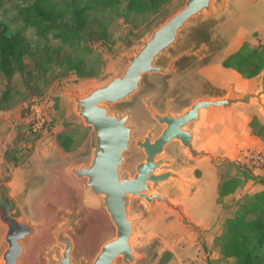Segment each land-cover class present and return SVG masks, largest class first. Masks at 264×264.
Wrapping results in <instances>:
<instances>
[{"label":"rangeland","instance_id":"1","mask_svg":"<svg viewBox=\"0 0 264 264\" xmlns=\"http://www.w3.org/2000/svg\"><path fill=\"white\" fill-rule=\"evenodd\" d=\"M184 2L165 0L156 11L126 15L125 1H121L113 8L90 13V18L99 20L97 24L91 21L92 29L85 31L81 47L91 50L77 48L75 51L54 40L35 39L32 29L25 31L27 40L49 47L52 55L45 72L34 69L30 55L23 57L22 73L16 72L8 80L0 72V161L12 172L8 185L21 209V218L31 221L37 230L35 235L24 240L26 254L20 264H39L37 258L49 240L48 231L58 221L54 208L65 206L66 191L70 192L72 199L79 198L78 206L85 210L83 202L85 199L89 201L80 179L59 175L56 160L50 157L44 163L46 159L42 156L44 151L54 152L62 138L69 136L71 160L81 164L88 162L91 130L75 111L71 95L82 96L120 74L128 57L141 47L150 32L180 9ZM0 3V21L19 24V20H14L16 8L28 2L0 0ZM261 12L257 0H225L222 6L212 3L210 12H202L188 21L179 33L176 47L169 48L157 59L159 64H165L182 50L191 52L176 61L174 71L167 75L171 90L190 102L199 97L224 94L230 84L236 91L250 89L246 78L231 81L229 74L232 72L226 69L228 72L218 74L215 68L219 58L235 48L236 38L245 33L244 30H252ZM246 43L250 49L264 45L260 40ZM74 51L88 64V76H78L74 70L60 67V59L74 55ZM218 67L223 69L221 64ZM165 77L152 73L159 89ZM259 77L260 74L257 79ZM6 90L8 95L5 97ZM129 100L108 107L111 111L126 110ZM221 111V116L226 113L229 119L241 114L237 126L239 136L228 151L219 156L222 163L201 159L198 163L204 167V177L196 178L193 169L197 163L184 155L181 176L192 182L187 190L193 194L189 196L178 184L169 189L172 184L162 188V192L169 194L170 201L180 205L184 216L188 214L197 226L184 225L181 217L163 203L148 205L139 197H130L129 217L133 219L130 244L136 259L129 264H234V258L223 256L217 238L244 195L264 190V170L249 166L245 159V153L251 149L264 152V115L255 103L251 106L236 104L231 110ZM206 113L201 125L208 118ZM69 157L64 160L68 162ZM247 174L250 176L245 178ZM234 175L244 181L232 192L220 194L222 179ZM96 210L94 216L99 226L90 229L80 239L78 255L89 257L100 243L114 237L115 229L104 210ZM4 232L5 226L0 224V247L3 248L6 246ZM115 264H122L120 258Z\"/></svg>","mask_w":264,"mask_h":264},{"label":"water","instance_id":"2","mask_svg":"<svg viewBox=\"0 0 264 264\" xmlns=\"http://www.w3.org/2000/svg\"><path fill=\"white\" fill-rule=\"evenodd\" d=\"M212 3L222 6L224 0H185L184 5L156 26L141 47L128 57V63L120 74L82 96L71 95L75 101V111L91 130L89 159L84 164L73 162L71 158L68 162L58 158H54V161L59 175L73 176L82 181L89 201L85 199L83 202L85 210L78 206L79 198L72 199L70 192L66 191L65 206L55 205L54 214L58 221L48 231L51 241L48 240L43 246L37 258L39 264H88L87 260L90 261L89 264H115L118 258L122 264L135 261L130 244L133 231V219L129 217L130 197H139L148 205L163 202L179 213L183 224L188 223L182 207L171 203L162 194L164 186L177 181L184 183V180L172 169L154 173L160 166L171 161L166 155L159 159L155 157L162 154L165 146L172 141L181 143L193 157L208 155L205 151H196L191 144L190 128L203 109H227L234 104H248L254 100L264 111L261 98L264 93V73L260 81L261 89L257 92H229L222 97L199 98L174 115H160L147 99V108H152V115L164 127L152 140L150 131L142 138L137 137L136 144L143 149L145 158L137 164L133 175L125 168L136 134L129 124V113L116 114L108 106L132 100L138 94L145 75L160 73L167 76L172 72L176 61L184 55H190L191 52L186 49L171 56L165 64H159L157 60L169 48L176 47L179 33L188 21L202 12L211 11ZM48 159L50 158L44 163ZM215 159L222 163L220 158ZM0 173V224L5 226L3 239L6 245L0 255V264H20L21 258L26 254L23 242L36 234V225L21 218V209L10 194L8 185L13 175L2 161ZM97 208L104 210L113 225L114 237L100 243L91 256L78 255L80 239L90 229L99 226V221L94 216Z\"/></svg>","mask_w":264,"mask_h":264},{"label":"trees","instance_id":"3","mask_svg":"<svg viewBox=\"0 0 264 264\" xmlns=\"http://www.w3.org/2000/svg\"><path fill=\"white\" fill-rule=\"evenodd\" d=\"M28 2L16 8L14 20L0 21V72L10 79L24 70L25 55H30L36 71L45 72L51 64L52 51L39 42L31 43L25 31L32 29L35 39L52 40L66 44L77 51L91 50L82 46L85 31H91L90 13H97L125 1V14H145L156 11L165 0H20ZM1 5V3H0ZM1 7V6H0ZM104 32V31H103ZM104 36V35H103ZM66 55L60 59V67L72 69L78 76H88V64L79 54ZM224 67L233 68L243 77L251 78L264 70V45L250 49L243 43L235 52L222 60ZM91 67V66H90ZM93 68V67H92ZM95 68V67H94ZM95 70V69H93ZM8 90L5 91V97ZM262 128V127H261ZM71 137L65 136L60 146L70 150ZM250 175H245L248 178ZM242 181L238 175L222 179L219 193L232 192ZM223 256L234 258V264H264V190L244 195L234 215L228 218L218 236Z\"/></svg>","mask_w":264,"mask_h":264},{"label":"flooded vegetation","instance_id":"4","mask_svg":"<svg viewBox=\"0 0 264 264\" xmlns=\"http://www.w3.org/2000/svg\"><path fill=\"white\" fill-rule=\"evenodd\" d=\"M173 71H174V68L172 72ZM167 79H168V76H166L165 80L162 81L163 83L160 85L161 88L159 89L158 83L152 79V75L150 74L145 75L142 79L140 90L138 94L128 104L129 107L128 109H126L127 111L124 109L120 110L122 112L112 111L116 114H122V113L128 112L129 113V124L132 126V130L134 131V134H136V137L134 138L131 144V151L125 162L126 170L132 175L136 172L137 164L143 161L145 158V153L143 149L138 147V145L136 144L137 137L142 138L143 136L147 134V132L150 131L152 134V138H151L152 140L159 135V133L162 131L164 127V125L160 123L152 115V111H151L152 108H147L146 100L147 99L149 100L150 106L153 107L154 110L160 115H165L166 113H170L171 115H174V114L179 113L183 107L191 104L196 99L205 98V97H199L190 102H187L186 100H184V97L182 95L171 90L169 82L167 83ZM199 119H200V115H199V118L193 123V125H195ZM192 127L190 128V131L192 133V138H191L192 147L198 152L205 151L208 153V155H201L200 157H193L189 153L188 149L184 147L181 143H179L178 141H172L171 143L165 146L162 154L155 157V159H159L163 155H166L170 158L171 160L170 163L164 164L160 166V168L154 171V173H157L159 171H163L166 169H172L173 171H175L179 175V177L184 180V183L177 181L173 183L171 186H169L167 189H169L170 187H174L175 184H178L181 187V189H183L185 193H187L189 196L193 194V193H188V190H187L188 186H190L192 182L188 181L187 179L181 176V163L183 159L187 158L197 163L196 167L193 169V173L196 178L204 177V167H202L198 163V161H200L201 159L207 158L212 163L220 164L215 159L216 157L219 158V156L199 146L198 141L196 139V134L194 133V130ZM184 155L186 158L184 157ZM162 194L165 195L167 199L170 201L169 194L166 193V191L163 192ZM158 203H163V202H158ZM171 210L176 212L179 215L177 211L173 209ZM185 217L188 219V223L184 225L188 227L197 226V223L193 222L191 218H189L188 214L187 216L185 215ZM181 222H182V218H181Z\"/></svg>","mask_w":264,"mask_h":264},{"label":"crops","instance_id":"5","mask_svg":"<svg viewBox=\"0 0 264 264\" xmlns=\"http://www.w3.org/2000/svg\"><path fill=\"white\" fill-rule=\"evenodd\" d=\"M257 1L260 5L261 9L263 10V12H261V16L257 19L252 30H250V31L244 30L246 32L245 33L243 32L242 35L240 34L238 36V38H236L235 48L233 50H230V52L228 54H224L222 57H220L217 65H216V68H215V72H217L218 74H223L224 72H228V71L232 72L229 74L232 76L231 81H236V80H241L243 78L244 79L246 78L250 82L249 83L250 89L243 90V91H236L234 88V85L230 84L227 87V91L224 94H221L219 96H213V97H222V96L227 95L229 92H232L234 94H240V93H243L246 91L257 92L261 89L260 81H261V76L264 73V70L261 73H259L260 74L259 79H257L259 74L256 76H253L251 78H247V77H243L235 69L224 67L222 65V60L226 56H228L229 54L235 52L238 49V47H240L243 43H245V42L252 43L254 41H259V40L264 42V0H257ZM224 2H225V0H224ZM247 35H248V37H247ZM220 61H221V63H220ZM220 64H221L223 69H220V67H218V66H220ZM226 69L228 71H226ZM261 98H262V101L264 102V93L261 94ZM254 103H255V105H257L261 109V111L264 115V111H263L262 107L260 105H258L254 100L250 101L248 104H243V103H237V104H243V105L251 106V105H254ZM234 105H236V104H234ZM234 105H232L230 108H227V109L208 108V109L201 110L200 119L192 127L194 130V133L196 134V139H197L200 147L211 151L213 154H215L217 156H221L222 152L226 153V151H228L230 146L237 141V138H238L239 133H240V130L237 128V126H238V123L241 122V114L236 115L233 119H229L227 117L229 115L228 114L226 115V113H223L224 115L221 116V113H222L221 110H223V111L231 110V108ZM211 110H218V112L216 113V111H211ZM204 112H207L206 117H208V118L206 119V121H204V124L202 123V125H201L200 123L202 121V117L204 115ZM42 156L45 159L50 158V157L58 158V159H66L70 156V154L68 151H65L61 146H59L58 149H56L54 152L44 151V153H42ZM3 241H4V239H3ZM2 250H3V246L0 247V255H1Z\"/></svg>","mask_w":264,"mask_h":264},{"label":"built area","instance_id":"6","mask_svg":"<svg viewBox=\"0 0 264 264\" xmlns=\"http://www.w3.org/2000/svg\"><path fill=\"white\" fill-rule=\"evenodd\" d=\"M39 110V109H35ZM245 159L249 166L257 169L264 170V152L263 151H254L249 150L245 153Z\"/></svg>","mask_w":264,"mask_h":264}]
</instances>
